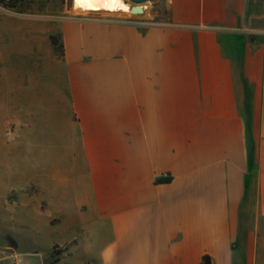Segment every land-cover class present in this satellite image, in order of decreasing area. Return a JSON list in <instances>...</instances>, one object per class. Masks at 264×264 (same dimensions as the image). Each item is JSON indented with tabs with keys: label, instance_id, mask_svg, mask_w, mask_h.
<instances>
[{
	"label": "crops",
	"instance_id": "0c3cea01",
	"mask_svg": "<svg viewBox=\"0 0 264 264\" xmlns=\"http://www.w3.org/2000/svg\"><path fill=\"white\" fill-rule=\"evenodd\" d=\"M155 2L28 32L0 205L67 264H264V0Z\"/></svg>",
	"mask_w": 264,
	"mask_h": 264
},
{
	"label": "rangeland",
	"instance_id": "374dc122",
	"mask_svg": "<svg viewBox=\"0 0 264 264\" xmlns=\"http://www.w3.org/2000/svg\"><path fill=\"white\" fill-rule=\"evenodd\" d=\"M1 1L9 3L13 0H0V120L6 114V108L20 106V101L14 102V95L7 93V83L14 81L16 86V82L21 80L23 61L15 55L26 51L28 32L31 35L29 39H32V33L37 32V29L46 31L47 38L50 34L57 35V24L53 22L57 17L62 20L108 21L135 16L122 11L82 12L83 0H16L17 8L23 12L6 8ZM120 2L129 8L122 0ZM150 5L153 12L160 14L156 19L165 17L163 4L149 0L144 6ZM18 97L20 98V94ZM20 208L12 204L0 205V264H67L68 261L62 260L64 255L59 256L65 250L57 244L52 228L43 223V219H37L31 211L27 219ZM44 208L41 204V211ZM56 221L51 219L49 225H55Z\"/></svg>",
	"mask_w": 264,
	"mask_h": 264
},
{
	"label": "bare ground",
	"instance_id": "6f19581e",
	"mask_svg": "<svg viewBox=\"0 0 264 264\" xmlns=\"http://www.w3.org/2000/svg\"><path fill=\"white\" fill-rule=\"evenodd\" d=\"M86 11L128 12V8L120 0H83L82 12Z\"/></svg>",
	"mask_w": 264,
	"mask_h": 264
},
{
	"label": "trees",
	"instance_id": "16d2710c",
	"mask_svg": "<svg viewBox=\"0 0 264 264\" xmlns=\"http://www.w3.org/2000/svg\"><path fill=\"white\" fill-rule=\"evenodd\" d=\"M1 3L6 8L13 9V10H16L18 12H23L22 9L17 8V1L16 0L10 1L9 3H5L4 1H1ZM49 39H50L51 46L53 47L55 52H58V51L62 50V45L59 43V36L51 35L49 37ZM161 181L162 180H160V179L156 180L157 183H159ZM199 264H214V263H213V260H212L211 257H209L208 255H205V256L202 257V259H201Z\"/></svg>",
	"mask_w": 264,
	"mask_h": 264
},
{
	"label": "water",
	"instance_id": "95a60500",
	"mask_svg": "<svg viewBox=\"0 0 264 264\" xmlns=\"http://www.w3.org/2000/svg\"><path fill=\"white\" fill-rule=\"evenodd\" d=\"M125 5H127L128 13L133 15H140L143 12L145 3L149 0H122Z\"/></svg>",
	"mask_w": 264,
	"mask_h": 264
}]
</instances>
